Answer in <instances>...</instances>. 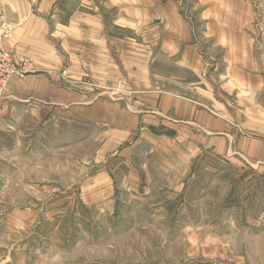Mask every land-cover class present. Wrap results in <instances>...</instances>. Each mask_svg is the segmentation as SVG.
<instances>
[{
    "label": "rangeland",
    "instance_id": "rangeland-1",
    "mask_svg": "<svg viewBox=\"0 0 264 264\" xmlns=\"http://www.w3.org/2000/svg\"><path fill=\"white\" fill-rule=\"evenodd\" d=\"M115 15L106 12L107 29L119 35ZM57 22L54 57H61ZM0 30L3 42V24ZM18 59L28 71L6 88L31 71L30 60ZM112 88L102 90L122 97L124 107L125 79ZM6 97L0 99V264H264V165L191 151L184 140L172 148L152 135L132 138L124 127L106 149L109 126L80 119L78 105L49 110L44 102ZM132 140H139L135 158L146 164L143 185L129 191L116 180L108 193L102 175L123 177L128 156L118 151L107 158Z\"/></svg>",
    "mask_w": 264,
    "mask_h": 264
},
{
    "label": "crops",
    "instance_id": "crops-1",
    "mask_svg": "<svg viewBox=\"0 0 264 264\" xmlns=\"http://www.w3.org/2000/svg\"><path fill=\"white\" fill-rule=\"evenodd\" d=\"M263 8L256 0H0L3 44L31 68L10 81L6 98L44 102L49 110L78 105L80 119L109 126L106 149L124 127L132 138L152 135L172 148L184 140L191 151L262 166ZM108 10L117 13L119 35L107 29ZM56 21L61 57H54ZM122 78L124 107L122 97L102 90ZM133 140L107 158L128 156L123 177L104 174L105 185L120 180L140 191L146 164L135 158Z\"/></svg>",
    "mask_w": 264,
    "mask_h": 264
},
{
    "label": "built area",
    "instance_id": "built-area-1",
    "mask_svg": "<svg viewBox=\"0 0 264 264\" xmlns=\"http://www.w3.org/2000/svg\"><path fill=\"white\" fill-rule=\"evenodd\" d=\"M28 71L27 61H20L3 46L0 30V99L4 97L5 88L14 75H24Z\"/></svg>",
    "mask_w": 264,
    "mask_h": 264
}]
</instances>
